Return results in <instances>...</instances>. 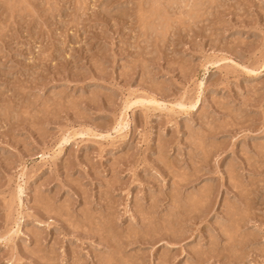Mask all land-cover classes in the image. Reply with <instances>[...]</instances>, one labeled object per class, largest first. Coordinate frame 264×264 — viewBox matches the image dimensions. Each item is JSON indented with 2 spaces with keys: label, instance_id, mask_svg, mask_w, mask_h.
I'll return each instance as SVG.
<instances>
[{
  "label": "rangeland",
  "instance_id": "rangeland-1",
  "mask_svg": "<svg viewBox=\"0 0 264 264\" xmlns=\"http://www.w3.org/2000/svg\"><path fill=\"white\" fill-rule=\"evenodd\" d=\"M264 0H0V264H264Z\"/></svg>",
  "mask_w": 264,
  "mask_h": 264
},
{
  "label": "bare ground",
  "instance_id": "bare-ground-1",
  "mask_svg": "<svg viewBox=\"0 0 264 264\" xmlns=\"http://www.w3.org/2000/svg\"><path fill=\"white\" fill-rule=\"evenodd\" d=\"M263 66H264V64H263Z\"/></svg>",
  "mask_w": 264,
  "mask_h": 264
}]
</instances>
